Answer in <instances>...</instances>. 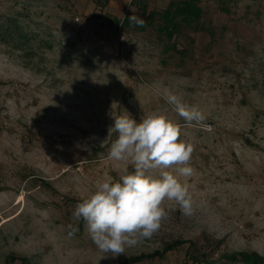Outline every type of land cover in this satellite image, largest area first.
Instances as JSON below:
<instances>
[{
    "label": "rangeland",
    "instance_id": "obj_1",
    "mask_svg": "<svg viewBox=\"0 0 264 264\" xmlns=\"http://www.w3.org/2000/svg\"><path fill=\"white\" fill-rule=\"evenodd\" d=\"M173 1L0 0V264H136L179 240L211 252L205 264H247L224 258L241 253L264 264V0H201L214 33L186 31L179 52L159 21L115 27ZM165 90L206 119L189 126ZM151 112L194 144L195 174L181 178L194 213L165 201L161 229L113 257L83 220L71 236L68 225L98 181L128 166L108 158L113 115ZM188 248L138 264H193Z\"/></svg>",
    "mask_w": 264,
    "mask_h": 264
},
{
    "label": "clouds",
    "instance_id": "obj_2",
    "mask_svg": "<svg viewBox=\"0 0 264 264\" xmlns=\"http://www.w3.org/2000/svg\"><path fill=\"white\" fill-rule=\"evenodd\" d=\"M129 20L139 26L146 23L137 15ZM164 99L189 126L206 119L197 106L186 104L171 91L165 90ZM112 118L109 135L116 133L117 138L108 158L128 166L116 177L105 176L89 196L76 203L74 223L68 228L69 235H74L83 220L98 250L116 257L161 229L169 217L165 201H174L184 216L194 213L190 186L181 178L193 176L195 169L191 166L194 144L181 138V126L167 115L151 112L139 122L128 114Z\"/></svg>",
    "mask_w": 264,
    "mask_h": 264
},
{
    "label": "trees",
    "instance_id": "obj_3",
    "mask_svg": "<svg viewBox=\"0 0 264 264\" xmlns=\"http://www.w3.org/2000/svg\"><path fill=\"white\" fill-rule=\"evenodd\" d=\"M110 0H106V6L109 4ZM201 0H176L169 4L167 9L161 13L158 12H152L149 15V20H147L146 23L143 26L135 25L136 27L140 28L141 30L146 29L148 25H151L154 23V21H159V25L157 26V31L161 34V36L165 37L166 40L173 43L171 47L167 48V51H178L177 49V43L176 40L185 34L186 31L194 32V33H207L213 35L214 31L207 26V24L204 22V12L203 9L200 6ZM105 6V7H106ZM225 14H230V9L225 5L224 3L221 6L220 9ZM114 24L116 29H118L119 25L122 24L123 27L128 28L134 24L131 23L129 20V16H126L123 21L115 18ZM10 32V31H9ZM13 34V33H11ZM185 50H183L184 52ZM182 52V53H183ZM206 246H208L211 250V248L214 250L215 245L214 243H204ZM188 245V251L189 256L192 258L193 264H205L209 261V257H211L209 251L203 250L204 252L201 254H198L199 251H197V246L191 242V241H175L171 244H167L162 252H157L155 255L159 256H148L145 257L144 255L138 259L136 264L142 262L146 258H165V256L176 250V248L186 246ZM220 245V242L216 243V246ZM205 248V247H204ZM195 249V250H194ZM206 249V248H205ZM145 257V258H144ZM227 261H238L242 260L244 263L247 264H261L263 261L262 259L256 255L251 254L248 255L246 253L241 254H233L230 256L224 257ZM15 261V260H13ZM21 264H27L26 260H21Z\"/></svg>",
    "mask_w": 264,
    "mask_h": 264
}]
</instances>
